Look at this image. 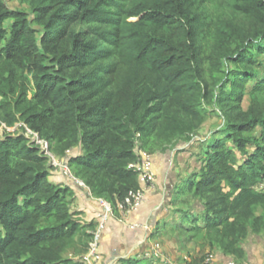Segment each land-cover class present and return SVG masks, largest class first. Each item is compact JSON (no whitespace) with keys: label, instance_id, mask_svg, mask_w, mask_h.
Returning a JSON list of instances; mask_svg holds the SVG:
<instances>
[{"label":"trees","instance_id":"1","mask_svg":"<svg viewBox=\"0 0 264 264\" xmlns=\"http://www.w3.org/2000/svg\"><path fill=\"white\" fill-rule=\"evenodd\" d=\"M22 1L0 0V123L25 124L57 157L79 148L68 168L120 218L140 189L136 146L191 143L216 110L197 164L173 172L171 230L247 262L244 241L264 238V0ZM50 172L22 125L3 129L0 264H85L96 221Z\"/></svg>","mask_w":264,"mask_h":264},{"label":"crops","instance_id":"2","mask_svg":"<svg viewBox=\"0 0 264 264\" xmlns=\"http://www.w3.org/2000/svg\"><path fill=\"white\" fill-rule=\"evenodd\" d=\"M70 155L80 153L79 148L70 150ZM160 154H153L152 171L154 184L146 190L145 199L140 207L127 215L120 213V218L112 216L108 220L98 244L100 260L94 264H117L120 258L131 255L137 258L145 257L144 251L151 242L158 241L168 263L162 264H192L201 259L208 247H200L198 241L187 236L174 233V206L168 201L170 196V181L172 180V161ZM171 170V171H170ZM50 180L55 183L69 185L61 171L50 172ZM74 191V210L79 220L84 223L96 221L99 204L90 195L86 187L71 186ZM135 224L134 229L129 225ZM243 246L246 250V261L264 263V238L261 235L248 236ZM213 264H222L227 256L212 249ZM150 261V260H149Z\"/></svg>","mask_w":264,"mask_h":264},{"label":"built area","instance_id":"3","mask_svg":"<svg viewBox=\"0 0 264 264\" xmlns=\"http://www.w3.org/2000/svg\"><path fill=\"white\" fill-rule=\"evenodd\" d=\"M1 129H5L6 131L13 132L17 130L21 125L24 127V134L30 139L32 143L38 145L40 150L48 157V162L51 166V172L53 171H61L67 179H73L78 184L83 186V182L79 179L74 177L73 173L67 166V160L70 155V150H67L66 155L62 157L55 156L52 152H50L48 148V143L46 140L41 139L38 134L31 129H29L25 124L16 123L12 127H7L4 124H1ZM136 154L137 158L133 162L129 164L135 172L137 176V181L140 186L139 191L134 196L125 197L123 202H119L117 204V208L119 213L122 215H127L132 211L136 210L138 207L141 206L145 199L146 190L153 187L154 184V174L152 171V161H153V154L146 152L142 149H139L136 146ZM85 186V185H84ZM95 201L99 204V211L96 214V227L92 231V240L89 243L88 250L82 255V259L85 264H94L95 262L99 261L101 256L98 250V244L101 237V233L104 230L107 222L113 216V211L110 203L102 198H94ZM130 229L135 228V224L129 225ZM144 256L149 258L151 264H162L168 263V260L161 249V245L158 241L151 242L150 245L145 248ZM192 264H213V255L211 251H206L203 253L201 259L197 262ZM222 264H256L250 262H237L233 258L227 257L222 262ZM264 264V263H261Z\"/></svg>","mask_w":264,"mask_h":264},{"label":"rangeland","instance_id":"4","mask_svg":"<svg viewBox=\"0 0 264 264\" xmlns=\"http://www.w3.org/2000/svg\"><path fill=\"white\" fill-rule=\"evenodd\" d=\"M5 3L11 8L26 7L25 2H23L22 0H5ZM246 104L247 100L244 101L243 105L246 106ZM221 120V117L217 116V111L211 110L206 118V121L202 124L198 135L193 138V141L191 143L178 145L173 149L159 155L161 157H167L170 161H172V163H170V166L172 165V174L174 171L179 172V174H183L185 171L194 168L197 162L193 154L197 150L198 142L209 138L212 135V131L217 130L220 127V125L222 124ZM2 132L3 130L1 129L0 125V135L2 134ZM82 187L85 186L83 185ZM71 205L72 209L74 210L75 204L73 199ZM250 236L256 235L251 234ZM140 263L146 264L147 261L144 259Z\"/></svg>","mask_w":264,"mask_h":264},{"label":"water","instance_id":"5","mask_svg":"<svg viewBox=\"0 0 264 264\" xmlns=\"http://www.w3.org/2000/svg\"><path fill=\"white\" fill-rule=\"evenodd\" d=\"M68 182H69V184L71 185V186H77V187H81V184H78L75 180H73V179H69L68 180Z\"/></svg>","mask_w":264,"mask_h":264}]
</instances>
